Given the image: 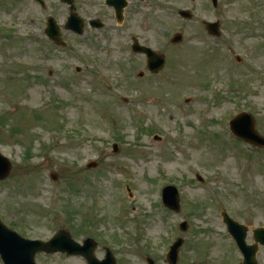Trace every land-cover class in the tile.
<instances>
[{
    "label": "rangeland",
    "instance_id": "374dc122",
    "mask_svg": "<svg viewBox=\"0 0 264 264\" xmlns=\"http://www.w3.org/2000/svg\"><path fill=\"white\" fill-rule=\"evenodd\" d=\"M45 1L42 9L0 0V152L12 162L0 182V219L24 238L46 241L60 230L80 244L92 238L96 256L108 247L118 264H168L179 237L177 264H241L222 212L249 228L252 244V229L264 227V149L228 129L246 111L264 136V0H219L216 10L209 0H158L160 9L147 0L145 21L132 1L124 42L108 28L81 37L64 30L69 6ZM165 5L219 18L221 37L200 21L182 25ZM75 6L93 16L90 0ZM48 16L65 49L45 35ZM176 33L180 45L171 44ZM132 36L165 55L162 71L149 73L145 57L131 54ZM92 160L95 170L86 167ZM170 184L179 214L161 204ZM257 260L264 264V248ZM36 263L87 264L65 254H38Z\"/></svg>",
    "mask_w": 264,
    "mask_h": 264
},
{
    "label": "water",
    "instance_id": "95a60500",
    "mask_svg": "<svg viewBox=\"0 0 264 264\" xmlns=\"http://www.w3.org/2000/svg\"><path fill=\"white\" fill-rule=\"evenodd\" d=\"M72 5V0H63ZM217 0H214L216 3ZM73 11L74 9L71 8ZM68 30L77 31L82 33L81 22L78 20L76 15L72 12L69 19ZM215 33L218 31V24L211 25ZM218 34V33H217ZM58 30L56 23L53 19L50 20V37L57 40ZM180 36L174 39V42H179ZM140 50V48H136ZM148 54L149 68L150 70L157 72L162 68L164 64V58L157 56L151 51L142 49ZM231 127L234 133L256 145L264 146V138L260 137L255 130V123L253 118L246 114L238 115L231 123ZM95 163L91 164L90 167H95ZM11 170L10 162L0 155V180L5 179ZM164 200L168 207L173 210H179L178 194L176 189L168 187L164 190ZM225 221L229 226V232L236 238L238 246L244 255L243 264H257L256 254L258 252V244L264 246V228L254 230V239L256 244L248 246L246 244V236L248 229L245 226L234 222L232 219L225 216ZM182 230H186V224H183ZM183 244V240L177 241L171 248V252L168 255V261L170 264H176L178 260V252ZM96 245L89 239L85 241L84 245L76 243L66 231L59 232L52 240L47 243L39 241H28L20 237L17 233L7 229L0 221V255L5 264H35L34 257L38 252L56 253V252H67L68 255H82L84 256L89 264H116L112 255L108 252L104 261H98L94 256ZM152 264V262H151Z\"/></svg>",
    "mask_w": 264,
    "mask_h": 264
},
{
    "label": "flooded vegetation",
    "instance_id": "af4514ba",
    "mask_svg": "<svg viewBox=\"0 0 264 264\" xmlns=\"http://www.w3.org/2000/svg\"><path fill=\"white\" fill-rule=\"evenodd\" d=\"M130 3V1H129ZM128 3V4H129ZM100 2L98 0L92 1V8L94 12V18L102 21L106 26L108 25L110 31H115L117 37L124 41L126 38V32L129 30V18L127 9L122 12V20L118 22L116 9L114 7L108 8V12L101 11L99 9Z\"/></svg>",
    "mask_w": 264,
    "mask_h": 264
}]
</instances>
